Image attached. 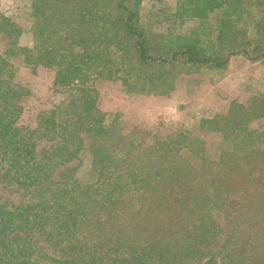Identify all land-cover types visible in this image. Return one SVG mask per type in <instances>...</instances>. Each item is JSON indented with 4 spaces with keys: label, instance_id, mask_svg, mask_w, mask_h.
Wrapping results in <instances>:
<instances>
[{
    "label": "trees",
    "instance_id": "obj_1",
    "mask_svg": "<svg viewBox=\"0 0 264 264\" xmlns=\"http://www.w3.org/2000/svg\"><path fill=\"white\" fill-rule=\"evenodd\" d=\"M28 1L31 44L0 20L14 39L0 53V264H264V92L161 136L102 110L90 85L170 97L234 56L264 61V0ZM176 24L193 32L149 40ZM20 63L70 89L34 129L20 125Z\"/></svg>",
    "mask_w": 264,
    "mask_h": 264
},
{
    "label": "rangeland",
    "instance_id": "obj_2",
    "mask_svg": "<svg viewBox=\"0 0 264 264\" xmlns=\"http://www.w3.org/2000/svg\"><path fill=\"white\" fill-rule=\"evenodd\" d=\"M150 1L141 3L149 11H151ZM152 1L153 4L156 3V0ZM29 5L28 0H0V20L4 15L10 16L18 26L25 30V36L20 41L22 45L31 44L30 39L27 37L31 21ZM146 18L147 16L144 15L142 23L148 29H151L152 26L150 27V24L153 20ZM209 24L213 25V22L211 21L207 24L201 22L199 32L202 31L205 34L193 38L194 41L199 42L200 46L202 41L212 38L208 27ZM169 28V30L161 31L163 33L162 37H158L153 32H147L149 40L157 42L163 37L173 39V37H169L172 32L188 36L194 29L189 24L184 29L178 24L170 25ZM177 29L179 30L177 31ZM170 41L173 40L167 42V48L171 47L169 45ZM13 42V38L0 33V53L6 55ZM248 59L244 55H237L232 57L229 66L221 72H204L203 76L190 77L191 85L184 83L181 87H177V93H173L170 97H132L123 91L120 84L111 81L94 80L93 84L90 85L94 89L93 96L97 97V102H99V107L102 110L126 114L136 113L138 118L142 116L144 127L153 129L161 136H166L178 125H183L188 130H194L201 118L215 115L218 109L221 112L225 111L229 98L241 96V98L247 99L246 95L252 89H259L264 92V61L251 63ZM50 73L51 70L43 67L31 69L22 63L19 64L17 80L25 85L28 91L21 104L22 116L20 125L22 127L34 129L37 117L42 111H48L54 106L68 102L70 89L54 87L52 74ZM198 75L200 74L193 76ZM191 79L196 80L192 82ZM191 97H194V99L191 100ZM204 138L211 142L217 141V138L212 135H207ZM85 163H87V159Z\"/></svg>",
    "mask_w": 264,
    "mask_h": 264
}]
</instances>
